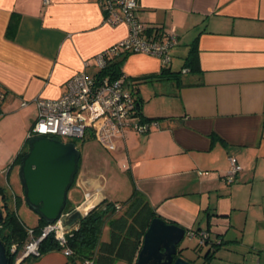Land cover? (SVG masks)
<instances>
[{
  "label": "crops",
  "instance_id": "1",
  "mask_svg": "<svg viewBox=\"0 0 264 264\" xmlns=\"http://www.w3.org/2000/svg\"><path fill=\"white\" fill-rule=\"evenodd\" d=\"M137 2L139 21L176 36L169 67L175 80L156 82L151 96L138 91L142 116L135 120L159 128H127L115 139L117 161L131 175L127 200L138 191L159 217L193 239L199 238L194 232L208 233L218 256L240 264L232 256L264 247V0ZM12 21L17 25L9 34ZM128 34L126 24H106L100 0H0V161L4 143L7 152V143L24 139L18 155L27 145L37 100L62 98L87 61V72L97 74L93 59ZM122 71L158 75L162 61L132 54ZM231 158L242 168L234 183L227 181ZM110 183L84 170L74 184L84 199L72 206L68 197V204L88 213L105 201L119 202ZM19 264L73 263L53 251Z\"/></svg>",
  "mask_w": 264,
  "mask_h": 264
},
{
  "label": "built area",
  "instance_id": "2",
  "mask_svg": "<svg viewBox=\"0 0 264 264\" xmlns=\"http://www.w3.org/2000/svg\"><path fill=\"white\" fill-rule=\"evenodd\" d=\"M100 2L106 24L111 26L126 24L129 34L123 41L95 57V65L99 71L105 69L112 59L132 54L158 57L163 65L172 62L170 51L176 43V36L171 32H167L163 38L146 34L145 26L136 17L137 0H100ZM84 67V72L67 82V92L62 98L37 100L38 118L30 137L41 136L65 142L62 138L82 140L90 135L108 151L114 152L117 150L115 139L123 137L127 128L140 133H146L152 127L159 128L157 122L146 123L135 120L138 103L134 100L125 78L95 79L86 70L90 67L89 61L85 62ZM230 165L227 181L234 183L242 168L235 158L230 159ZM71 230H66L62 222L58 221L45 227L41 237L35 239L34 230L29 229V241L17 261L30 256L39 257V244L52 233L61 245L65 246L66 234ZM200 236L201 242H205L208 237L206 234ZM16 250L17 247L13 246L12 251L16 252ZM70 254L69 250L65 251L67 257Z\"/></svg>",
  "mask_w": 264,
  "mask_h": 264
},
{
  "label": "trees",
  "instance_id": "3",
  "mask_svg": "<svg viewBox=\"0 0 264 264\" xmlns=\"http://www.w3.org/2000/svg\"><path fill=\"white\" fill-rule=\"evenodd\" d=\"M16 25L17 21H12L9 34H14ZM145 29L146 34L158 35L160 38H163L167 33L163 28L157 26H145ZM124 57L122 59H112L105 69L98 71L95 75L89 74L95 79L103 77H109L111 80H117L121 77L125 78L129 84L128 86L130 87L134 100L139 104V110L136 111L135 116H142L141 107L143 100L138 92L140 85L150 82L175 80V73L171 72L169 68L170 63L168 65L162 64V71L158 75L127 77L122 71V64L127 56ZM144 120H147V118L145 117ZM85 139L82 140L84 141ZM27 152L28 141L27 145H25L22 152L18 155L14 166L21 165L22 159ZM0 196L2 197L1 200L7 202V192L1 187ZM16 198L18 200L17 204H19L24 197L16 196ZM4 208V218L0 225V240L6 247L9 264H16L29 241L30 234L28 230L33 229L34 237L38 239L48 224L40 218L38 227H27L20 220L16 210L8 206V202L4 204ZM72 210L73 208L68 204L66 212ZM156 217L159 216L146 198L138 191H134L127 201H105L85 216L78 226L66 234L65 246L61 245L54 233L48 235L39 244L40 256L53 251H62L65 254V251L69 250L71 254L68 258L73 264H87V262L89 264H118L119 262L134 264L142 248L144 235L151 221ZM106 228L109 230L108 240L103 239ZM200 238L202 240L201 236ZM13 246L17 247L16 252L12 251Z\"/></svg>",
  "mask_w": 264,
  "mask_h": 264
},
{
  "label": "water",
  "instance_id": "4",
  "mask_svg": "<svg viewBox=\"0 0 264 264\" xmlns=\"http://www.w3.org/2000/svg\"><path fill=\"white\" fill-rule=\"evenodd\" d=\"M137 104V111L139 110ZM81 153L74 142H62L46 137H32L28 140V152L23 157L19 169L26 205L48 225L62 222L66 230L78 226L82 219L90 214L83 212V207L73 209L66 214L69 192L79 173ZM4 214L0 210V225ZM204 233L194 232L192 237ZM187 230L177 223H170L162 217L154 218L146 231L142 248L135 264H228L227 260L217 255L209 234L202 247L206 254L200 258L184 255L188 247H180ZM26 258H23L24 260ZM21 260V261H22ZM19 261L17 264H19ZM0 264H9L6 247L0 240Z\"/></svg>",
  "mask_w": 264,
  "mask_h": 264
},
{
  "label": "rangeland",
  "instance_id": "5",
  "mask_svg": "<svg viewBox=\"0 0 264 264\" xmlns=\"http://www.w3.org/2000/svg\"><path fill=\"white\" fill-rule=\"evenodd\" d=\"M94 64L96 63L93 59ZM165 88L171 87L170 82H165ZM156 82H150L141 84L142 90L146 96H151L155 92ZM147 103H149L147 101ZM154 106L153 104H150ZM150 106V107H151ZM65 142H74L77 145L81 153V160L79 163V173H82L84 170L89 172H93L94 174L107 176V178H111V183L109 185V189L111 188L116 193H119L117 196L120 200L119 202H125L127 200L128 194H130L132 187H131V175L129 173V167L122 165V163H118L117 156H118V149L115 152L108 151L103 145H101L98 141H96L92 136L88 135L86 139H70V138H62ZM24 139L22 143H7L9 148L6 151V143L2 145V151L4 150V157L3 160L0 161V167L4 171L0 174V187L4 188L8 195V206L10 208H14L20 218V220L30 228H36L39 226L40 218L39 216L34 213L25 203L24 198L17 204L18 200L15 195L18 197L23 196L22 185L19 179V166H14V161H16L18 153L22 149L24 145ZM1 151V152H2ZM3 153V154H4ZM2 154V155H3ZM1 155V156H2ZM1 158V157H0ZM124 156L121 158L124 160ZM126 159V158H125ZM4 162H9L11 169L7 166L3 165ZM78 173V174H79ZM115 181V182H114ZM74 185L69 193V204L73 206V204L82 203L83 196L81 192H79ZM12 188V189H11ZM120 192H119V191ZM14 192V194H12ZM134 192V191H133ZM133 194V193H132ZM126 196V197H125ZM2 197L0 196V200ZM125 199V200H124ZM17 200V201H16ZM115 202V201H113ZM203 220V219H202ZM206 225V220H204V226ZM108 228L106 229V231ZM109 231L104 233L103 239H109ZM247 241H252L251 235L248 234ZM199 238H191L186 236L184 241L182 242L180 247H188V253L186 256L191 258H202L206 254V247H202L200 245L201 240ZM264 248V247H263ZM262 247L259 249L252 250L250 248H246L245 250L239 251L237 255L232 256L234 262L240 264H259V260L261 257L264 259V249ZM230 258V256H228ZM18 262V261H17ZM123 264V263H122Z\"/></svg>",
  "mask_w": 264,
  "mask_h": 264
},
{
  "label": "flooded vegetation",
  "instance_id": "6",
  "mask_svg": "<svg viewBox=\"0 0 264 264\" xmlns=\"http://www.w3.org/2000/svg\"><path fill=\"white\" fill-rule=\"evenodd\" d=\"M20 167V166H19ZM7 202H4L3 200H0V210L4 213V210H5V208H4V204H6ZM202 246V245H201ZM187 253H188V251L187 252H180V254L177 256V257H179V256H181V255H187Z\"/></svg>",
  "mask_w": 264,
  "mask_h": 264
}]
</instances>
